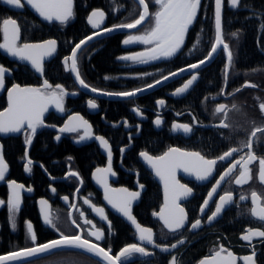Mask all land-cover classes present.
Returning a JSON list of instances; mask_svg holds the SVG:
<instances>
[{"label": "flooded vegetation", "instance_id": "af4514ba", "mask_svg": "<svg viewBox=\"0 0 264 264\" xmlns=\"http://www.w3.org/2000/svg\"><path fill=\"white\" fill-rule=\"evenodd\" d=\"M122 1H124V5L118 7H121L122 14L116 15L118 19H115L116 22H123L125 18L129 16V0ZM203 1L204 0H202L197 20L194 25L190 27L186 35L185 44L188 43L189 50L192 49L194 42L197 40V31H199L202 26V28H204L208 23H212L213 26L212 42H214L213 17L211 20L202 17L203 15L206 16L205 12L202 10ZM146 2L149 4L150 13H155L158 10L159 6L154 3V0H146ZM135 4L140 11L137 3ZM9 17L18 19L22 26L21 42L36 43L54 39L46 38L35 41V21L45 25L56 24L60 27L62 32L65 31L68 25H60L58 22H45L36 15L34 10H31L30 7H26L23 12H21L6 4L0 3V22H2L4 18ZM146 26L147 25H145V27ZM104 27H110L107 26L106 19L104 21ZM90 31L91 33L93 32L91 29ZM143 31L144 27H141L131 33L113 34L118 36L121 51V54L116 57V63L124 73L136 72L141 75H146L153 70L162 74L169 70L177 71L188 64L198 61L197 59L200 57L204 58L210 50L212 43H209L207 39L204 40L201 37L197 45V50H192L187 54H183L182 49L178 55L171 59L159 60L149 64H138L118 59L121 56L134 54L146 50L147 47H151L139 43H133L127 46L123 45L122 41L126 39L127 35H136ZM187 37H189L188 41ZM222 39L227 43L223 36V30ZM0 42H3L2 33H0ZM71 49L68 55L60 53L59 59L61 73L64 75L68 73L69 77L70 72L65 71L64 59L70 55ZM58 50L59 45L57 43V50L54 57L44 64L45 71L42 74L43 80L34 74V70L30 67V64L27 62L20 63L15 58L7 55L3 50H0V66H4L9 70L6 74V86L3 90H0V111H3L8 106L7 88L11 87L13 84H19L21 87L42 88L43 81L47 79L53 88L56 84H60L64 86L67 93H76L75 95L69 94L64 97V111L61 112L56 109L58 113L60 112L59 115L55 111H50L43 118L45 126L38 130L30 147L25 144L24 132L10 135L0 134V145L3 146V156L9 166L5 181L0 182V200L5 202L3 205H0V250L11 252L31 246L30 240L26 238L25 221H31L34 225L38 243H45L49 240L58 238L57 232L45 226L42 222L39 212L40 205L38 204L41 198L49 200V210L59 217L60 228L67 234H74L76 231L75 228L67 227V225L70 224L68 220V211L70 210L71 204L74 202L79 210L85 213L86 218L93 220L97 227L105 231V237L101 241H95L94 237L87 236V231L94 229L91 225L83 224L79 216V211L71 209L74 218L81 223L82 228L85 230V237L92 240L94 243H99L105 249L111 248L112 255H115L122 247L128 244L140 243L137 233L122 218L113 213L108 208V204H105L107 201L104 200V189L96 183L95 179H91V174L96 168L107 167V152L100 147L95 140L90 141L89 139L84 142H77L78 136L83 135V129H80L79 133L59 132V128L63 125L68 116L79 114L91 125L93 137L103 136L109 141L113 153L112 170L115 172V175L108 176L109 186L111 188H127L130 191L140 192V196L133 204L132 209L138 223L143 227H150L153 229L157 244L171 245L181 238L187 239V243L172 250L170 253H164L161 252L159 248L144 245L153 255L141 256L139 254H133L128 260L123 261V264H169V260L173 255L177 257L178 264H199L201 259L211 256L221 247L233 253L236 257V264H244V261L240 258L251 254L254 248L257 253V264H264V242H262L260 238H254L251 244H249V242L243 241L240 238L242 234H245L248 228H261L264 230V225L250 215V208L252 206L250 192L256 190L258 193L264 194V185H261L258 179V160L250 165L253 169V179L249 184L237 186L234 182L226 180L221 185L219 192L213 198L204 215L202 217L199 215V207L204 201L207 192L215 183V180L219 178L234 160L239 159L240 155H246L247 149H243L242 152L234 154L233 157L229 158L227 161L218 163L214 171V176L208 182H196L194 178L190 177L183 169L176 170V179L180 183L192 187L194 189V195L182 201V206L186 208L188 214L186 227L182 229L181 233H176L174 235L169 234L166 236L161 235V233L166 232V230L163 229L161 222L152 215L153 212H158L164 203L163 182L155 175L153 170L147 168V163L139 156L141 151H147L153 156H160L168 151L169 148H179L182 151L201 152L206 158H217L231 147H239L240 142L246 140L247 135H249L251 131L249 125H244L242 130L240 128L245 117L249 120H255L257 125L264 124V121L258 119V104L264 102V78L260 77L255 72L245 73L232 67L227 82L226 90L228 93H232L237 88L242 87L246 81L254 83L258 85V87L242 88L235 97L220 95L221 89L224 87V71H222L220 76L221 83L214 84L211 82L212 78L207 76V73L211 70L208 66L217 57L223 59L224 66L226 64L225 55L222 52H218L209 65L195 70L199 78L194 83V86L184 94L177 96L173 95V92L190 78L191 72L189 71H185L172 81L163 84L147 94L127 100L110 101L103 98L91 97L82 93L76 87L71 77L70 79L76 88L75 91H68L66 89L63 83L65 80L63 75L62 79L57 83L49 80L47 68L50 64L56 62L55 60L59 55ZM81 67L82 64L79 59L78 70L80 73ZM211 97H216V99L213 100ZM257 97H259V100ZM89 99H94L96 101L98 107L95 110L88 108L87 101ZM159 99H163L165 105L158 107L156 101ZM219 103L227 104L229 109H231L232 103L238 105L240 109L239 112L230 111L229 113V122H238L235 125L236 130L232 128L221 129L216 127L220 119H223L222 115H214L215 107ZM134 108L141 109V115H137L133 111ZM158 115L163 121L160 127L155 126L153 123ZM193 117L196 118L199 124L194 126L192 134L184 135L179 132L171 131L173 122L188 123L191 125ZM124 121H127L128 127L124 126ZM49 136H51L53 149L48 148L45 144L47 141L46 137ZM57 136H60L59 140L56 139ZM67 142L78 150L90 148L94 153V158L88 156V161L83 162L82 165L74 156L67 155L65 152H59L58 148L65 146ZM122 148L124 149L123 152H121ZM26 149L28 151V157L32 161V172L30 174L24 171V164L27 162L25 158ZM253 150L258 157H264V143L254 145ZM55 153H58V155H54ZM69 157L72 159L69 160ZM91 159L92 161H89ZM69 171H77L80 174L82 178V187L76 178L67 176ZM238 174L239 166H237L230 180L234 181L235 176ZM9 180H14L25 185V190L22 191V207L17 217L18 226L15 231L10 227L9 212L6 203L9 192L7 181ZM140 185H143L142 189ZM27 187L33 188V191L27 192ZM52 187L56 189L55 194L51 191ZM78 188L80 191L77 194L76 189ZM225 190H231L233 192V198L237 203L228 206L223 214L211 224L207 223V216L215 209V201L218 200L219 195L223 194ZM240 195H246L248 199L239 201ZM64 196L69 197L68 202L62 199ZM84 198H88L90 203L95 206L103 207L108 219L106 221H101L99 217L92 212L91 208L83 203ZM197 218H201L202 220L201 228L194 232L189 231L191 223ZM109 221L112 226L111 232L108 231ZM64 252L65 250H62L61 254H64ZM75 253L76 264H82L83 256L99 264V261L81 252L75 251ZM222 255H226V252L222 253ZM53 259L57 260V258ZM63 260L65 259L60 256L58 261L61 262Z\"/></svg>", "mask_w": 264, "mask_h": 264}, {"label": "snow or ice", "instance_id": "6c2138e0", "mask_svg": "<svg viewBox=\"0 0 264 264\" xmlns=\"http://www.w3.org/2000/svg\"><path fill=\"white\" fill-rule=\"evenodd\" d=\"M0 3L6 4L11 8L23 12L26 7H30L43 21L51 23L58 22L60 25H67L74 18V0H0ZM154 3L159 6L155 13L149 12V4L146 0H138L141 9L138 18L132 22H123L115 24L110 27H101L106 19L105 11L101 9L92 10L87 16V24L91 26L94 31L76 43L69 56L64 59L65 71H70L74 74L75 81L85 90H90L93 93L114 96L121 99L135 97L138 94L150 90L153 87L166 82L172 77L181 75L185 71L191 72L190 78L186 82L175 89L173 95H181L190 90L199 76L195 70L200 69L206 63L210 62L212 58L218 53L222 52L226 57V64L224 66V87L221 89L220 95H230L235 97L242 88L251 87L257 88L258 85L254 83L245 82V84L237 88L234 92H227V82L230 75V69L235 63L234 53L228 43L222 39V7L223 0H214V42L211 43L210 50L204 58L186 65L184 68L172 71L167 75H163L160 79H155L153 83H148L144 87H137L130 91L108 92L90 87L82 78L78 70L79 53L80 50L100 35L108 34L117 30H138L144 27V31L136 35H127L126 39L122 41L123 45L127 46L133 43H139L147 47L146 50L136 52L130 55H124L118 59L123 61H131L138 64H149L159 60H168L178 55L182 51L185 44L186 35L190 27L194 25L197 20L199 9L202 0H154ZM228 4L232 9H236L240 4V0H228ZM145 25H147L145 27ZM264 28V24L261 25ZM0 33H2V40L0 42V50H3L7 55L15 58L18 61H25L30 64L31 68L37 73L43 74L45 59L52 57L57 50V41L55 39H48L42 42L30 43L21 42L22 26L16 18H4L0 22ZM233 37L237 36V32L231 33ZM200 42L199 35L196 42L192 46V50H197V45ZM70 62V68L68 65ZM8 69L0 66V90L6 86V74ZM146 75H152L147 73ZM110 77H105L109 79ZM43 89V90H42ZM75 95L76 93H67L64 86L56 84L55 87L49 83L47 79L44 80L42 88L40 87H21L19 84H13L7 88L8 106L0 111V134L10 135L25 133V144L31 146L34 136L41 127H44L43 116L48 109L49 104H54L58 111H64L63 100L66 95ZM216 99V97H211ZM259 100V97H257ZM157 106L165 105L163 99L156 101ZM89 109L95 110L98 105L94 99L87 101ZM259 117L258 119L264 121V102L258 104ZM133 111L137 115H141L142 110L134 108ZM239 112L240 109L236 103H232L231 109L224 103H219L215 107L214 115H222L219 124L216 127L221 129L236 130L235 125L238 122H229V113ZM154 125L160 127L163 123L162 119L157 116L154 120ZM199 122L193 117L192 124L173 122L171 131L179 132L184 135H190L193 132L194 126ZM244 125L251 127L250 134L247 135L246 140L240 142L239 147H231L224 151L222 155L217 158H206L204 154L198 151H182L179 148H169L163 155L153 156L147 151H141L139 156L150 166L155 175L160 178L164 185V203L158 212H153L152 215L156 217L162 224L166 232H162V236L169 234L181 233L182 229L186 227L188 221V214L186 208L182 206V201L194 195V189L186 184L180 183L176 179V170L183 169L190 177L194 178L196 182H208L213 176L218 163L227 161L233 157L234 154L240 153L243 149H247L246 155H240L239 159L234 160L215 180L211 189L199 207V215L202 217L208 209L213 198L217 195L221 185L226 181L234 182L237 186L249 184L253 179V169L250 167L258 160L259 171L258 179L261 185H264V157H258L254 152V145L264 143V124L257 125L255 120H249L245 117L243 124L240 125L241 130ZM124 126L128 127L127 121H124ZM83 129V135L78 136L77 142H84L89 139H95L99 142L108 155V165L104 168H96L93 172V178L96 183L104 189V200L116 211L119 215L126 218L128 222L135 228L138 240L140 243L128 244L120 249L115 255L111 254V248L105 249L99 243H94L92 240L85 237L84 229L73 215L71 209L79 211V216L85 225H91L94 230L87 231V236L94 237L95 241H101L105 237V231L97 227L93 220L86 218L85 213L80 211L77 205L73 202L68 211L69 228H75L74 234H67L60 228L59 217L54 215L49 210V200L41 198L38 201L40 205L39 212L42 222L45 226L57 232L58 238L49 240L45 243H38V237L34 230V225L31 221H25L26 238L30 240L31 246L20 248L6 254H0V264H18V262L31 260L40 255H49L61 250H80L83 253L91 254L98 258L99 264H123V261L128 260L133 254L141 256H151L152 252L147 250L144 245H150L159 248L161 252L170 253L179 246L187 243L186 238H181L171 245L157 244L153 229L150 227H143L138 223L133 214V203L139 198V191H130L127 188H111L108 184V176L115 175L112 170L113 153L109 145V141L103 136L93 137L91 125L79 114L70 116L69 120L65 122L64 126L59 128L60 133H79ZM57 140L60 136L56 137ZM124 149H121L123 152ZM25 158L27 162L24 164V171L26 173L32 172V161L28 157V151H25ZM69 160L72 158L69 157ZM239 166V174L235 176L234 181H231L233 173ZM9 166L3 156V146L0 145V182L5 181L6 173ZM68 177H74L80 182L82 187V178L77 171H69ZM7 188L9 190L7 196V209L9 212V222L12 230L17 229V217L22 207V191L25 190V185L14 180L7 181ZM143 188V185H140ZM27 192H32L33 188L27 187ZM55 194L56 189L51 188ZM80 189H76L77 194ZM251 208L250 215L255 218L262 225H264V194L258 193L256 190L250 192ZM65 202L69 201L68 196L62 197ZM248 197L240 195L239 201H245ZM5 202L0 200V205ZM83 203L88 205L92 212L95 213L101 221H106L105 209L100 206H95L90 203L88 198L83 199ZM237 203L233 198L231 190L223 191L219 195L218 200L215 201V209L207 216V223L211 224L228 206ZM238 206V205H237ZM202 226L201 218L195 219L189 228V231H196ZM108 231H112L111 222H108ZM241 240L249 242L254 238H260L264 242V230L261 228H248L245 234L241 235ZM226 255H222L225 253ZM257 253L253 248L251 254L241 257L244 264H257ZM169 264H178V259L175 255L169 260ZM199 264H236V257L231 251H227L221 247L218 251L209 257L203 258Z\"/></svg>", "mask_w": 264, "mask_h": 264}, {"label": "trees", "instance_id": "16d2710c", "mask_svg": "<svg viewBox=\"0 0 264 264\" xmlns=\"http://www.w3.org/2000/svg\"><path fill=\"white\" fill-rule=\"evenodd\" d=\"M212 1L213 0H204L202 5V10L206 15H203L202 17L210 20L213 17ZM128 2L129 16L125 18L123 22H132L135 18H138V7L133 1L129 0ZM224 2L222 30L226 42L230 45V48L234 53L235 63L233 67L245 73L255 72L260 77L264 78V28L261 27V25L264 24V0H240V4L234 10L228 9L226 4L227 0H224ZM120 5H124V1L74 0V18L68 23L64 32H62L60 27L56 24L45 25L35 21L34 40L54 38L59 45V55L55 60L56 62H53L47 68L48 76L50 78L49 80L57 83L62 79L63 75L65 77L63 83L65 84L66 89L68 91L76 90L69 74L66 73L64 75L61 73V68L59 66L60 53L68 55L70 49L77 42L91 34L85 19L89 12L94 9L105 11L107 26L123 23L116 22L115 20L117 19L116 15L122 14L121 7L118 8ZM202 27L197 31L196 37L199 35V39L202 37V39H207V41L211 43L213 39L212 23H208L204 28ZM233 32H237L236 37L231 35ZM188 40L189 37H187V41ZM187 44H185V47L183 48V54H187L190 51ZM120 54L121 51L117 35L104 37L86 45L79 53V59L82 64V78L91 87L105 91L118 92L129 91L137 87L145 86L172 71L169 70L162 74L153 70L150 72L152 75H141L136 72L124 73L116 63V57ZM201 58L202 57L197 60H200ZM223 66V59L220 57H217L208 66L211 70L207 73V76L212 78V83H221L220 76L223 71ZM105 77L110 78L105 79ZM46 139L47 141L45 144L47 147L53 149L54 147L51 142V136L46 137ZM58 151L74 156L76 160L80 161V164L85 161L87 162L90 156L94 158V153L90 148L78 150L68 142L65 146L59 147ZM54 155H58V153H55ZM89 161H92V159ZM6 252L8 251L0 250L1 254ZM61 252L62 250L53 254L44 255L23 264H76L75 251L65 250L64 254H61ZM60 256L65 260L59 262L58 260ZM53 258H57V260H54ZM82 264L98 263L83 256Z\"/></svg>", "mask_w": 264, "mask_h": 264}, {"label": "water", "instance_id": "95a60500", "mask_svg": "<svg viewBox=\"0 0 264 264\" xmlns=\"http://www.w3.org/2000/svg\"><path fill=\"white\" fill-rule=\"evenodd\" d=\"M132 1H134L135 3H137V5L139 6L140 10H142V9H141V6L138 4V0H132ZM227 4H228V1H227ZM212 7H213V21H214V0L212 1ZM223 9H224V0H223V7H222V17H223ZM228 9H230V10H234V9H232V8L229 6V4H228ZM35 14H36V13H35ZM36 15H38V14H36ZM88 15H89V14H88ZM41 19H42V18H41ZM86 23H87V20H86ZM88 26L90 27L91 30L94 31V29H92L90 25H88ZM101 27H104V23L101 25ZM134 31H136V30H117V31H113V32L108 33V34L100 35L99 37L93 39L91 42H93V41H95V40H97V39L103 38V37H107V36L113 35V34H117V33H131V32H134ZM91 42H89V43H91ZM89 43H88V44H89ZM86 45H87V44H86ZM86 45H85V46H86ZM83 47H84V46H83ZM55 53H56V52H55ZM55 53H54V55H55ZM70 53H71V52H70ZM217 54H218V53H217ZM217 54H216V55H217ZM54 55H53L52 57L46 58V59H45V62L51 60V59L54 57ZM216 55L212 58V60H211L210 62L206 63L203 67H206L207 65H209V64L214 60V58L216 57ZM18 62H20V63H26L25 61H18ZM30 67H31V66H30ZM203 67H201V68H203ZM69 68H70V62H69ZM33 70H34V69H33ZM69 72H70V71H69ZM34 74H35L37 77H39V78H41V79L43 80V77H42V74H41V73H37V72L34 70ZM178 76H179V75H178ZM70 77L72 78V80H73L74 84L76 85V87H77L82 93L87 94L88 96H91V97H97V98L107 99V100H110V101H116V100H127V99H132V98H135V97H138V96H141V95L147 94V93H149V92H152V91H154L155 89H157L158 87L162 86L163 84L172 81V80L175 79L177 76H176V77H172V78H170L169 80H167L166 82H163V83H161L160 85H157V86L153 87V88L150 89V90L144 91V92L138 94V95L135 96V97H130V98H127V99H121V98L114 97V96L101 95V94L93 93V92H91L90 90H85V89H83L82 87H80L79 84L75 81V79H74V74H72L71 72H70ZM43 83H44V81H43ZM50 111H55L58 115L60 114V112H59V113L57 112V110H56L54 104H49V105H48V109H47V111H45L43 118H44V117H45ZM74 115H75V114H74ZM74 115H70V116H74ZM70 116H68V117L66 118V120L64 121V123H63L62 126H64L65 122L69 120V117H70ZM62 126H61V127H62ZM92 140H95V139H90V141H92ZM96 142L99 144L98 141H96ZM146 166H147V168H148L149 170H152L148 164H146ZM92 174H93V173H92ZM92 174H91V179L94 180ZM135 202H136V201H135ZM135 202H134V203H135ZM134 203H133V204H134ZM105 204H107V203H105ZM108 208H109L113 213H115V214L118 215L120 218H122V219H123V220H124V221H125V222H126V223H127V224H128V225H129L134 231H135V232H136L135 228L130 224V222H128V221L126 220V218H124V217H122L121 215H119L118 213H116V211H115L114 209H112L109 205H108ZM73 251H78V252L83 253V252L80 251V250H73ZM7 253H9V252H7ZM4 254H6V253H4ZM83 254H85V255H87V256H89V257H91V258H94L95 260L99 261L98 258L93 257L91 254H88V253H83ZM42 256H44V255H40V256L35 257V258L31 259V260H34V259L40 258V257H42ZM31 260L21 261V262H18V264H23V263H26V262L31 261Z\"/></svg>", "mask_w": 264, "mask_h": 264}]
</instances>
